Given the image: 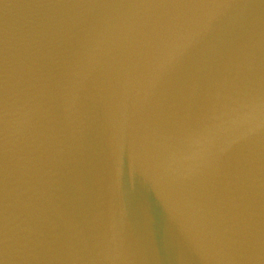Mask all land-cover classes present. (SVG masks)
Listing matches in <instances>:
<instances>
[{
	"label": "water",
	"instance_id": "1",
	"mask_svg": "<svg viewBox=\"0 0 264 264\" xmlns=\"http://www.w3.org/2000/svg\"><path fill=\"white\" fill-rule=\"evenodd\" d=\"M0 264H264V0H0Z\"/></svg>",
	"mask_w": 264,
	"mask_h": 264
}]
</instances>
